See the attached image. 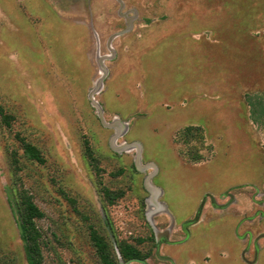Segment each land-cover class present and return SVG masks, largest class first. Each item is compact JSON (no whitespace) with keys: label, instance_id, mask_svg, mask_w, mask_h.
Here are the masks:
<instances>
[{"label":"rangeland","instance_id":"rangeland-1","mask_svg":"<svg viewBox=\"0 0 264 264\" xmlns=\"http://www.w3.org/2000/svg\"><path fill=\"white\" fill-rule=\"evenodd\" d=\"M24 200L38 264H103L93 229L119 264V242L169 264L165 201L250 234L244 263L235 219L200 224L179 264H264V0H0V264H29Z\"/></svg>","mask_w":264,"mask_h":264},{"label":"flooded vegetation","instance_id":"flooded-vegetation-1","mask_svg":"<svg viewBox=\"0 0 264 264\" xmlns=\"http://www.w3.org/2000/svg\"><path fill=\"white\" fill-rule=\"evenodd\" d=\"M158 196L156 197V203H158ZM155 203V204H156ZM164 205H158L157 209L166 212L168 214V218L170 219V224L167 226L165 230H159L153 221L150 220V224L152 226V229L154 231L153 237L155 238V248L158 252V248L160 249L159 253L161 255V259L164 262H167L169 264H179L177 258L175 257V254L173 253V250L177 247H184V246H189L195 238V233L194 230L197 229V227L200 224L204 225H217L219 222L220 216H228L232 220H234V225L233 228L235 229V239L240 242V244L245 245L244 249L242 251H239V259H243V262H247L246 256L249 255V253L252 251L251 245L249 246L248 243L250 242V234L245 230L243 234H241V229L244 227V224L246 223L243 216H241L237 212L233 211H226V210H220V213H212L208 215L207 217L205 216L206 214H209L207 212L205 214L204 206L203 207H198L195 212V216L191 217L192 215L188 216L187 218L178 221L177 217L175 214L170 210L168 203L165 201ZM234 214V215H233ZM236 214V215H235ZM178 224L179 228L182 231V237L176 240H171L170 238V233H171V228L175 225ZM205 234V232H203ZM206 235V234H205ZM129 243V242H127ZM131 244V243H129ZM133 245V244H132ZM164 251H163V247ZM249 246V247H248ZM253 251H254V256L253 259L249 262L250 264H255L258 260L259 256V251H260V246L259 244H254L253 245ZM142 257L140 258H132L129 260H121L123 264H129V263H139V264H148L149 258L151 257V253L143 254ZM209 258H208V257ZM187 264H211L212 263V256L209 251H206L201 255V257L197 258L193 253H189L187 256ZM220 258L221 261H224L227 258V254L224 250L220 252ZM160 259V260H161ZM199 259V263L196 262V260ZM256 261V262H255ZM255 262V263H253Z\"/></svg>","mask_w":264,"mask_h":264},{"label":"trees","instance_id":"trees-1","mask_svg":"<svg viewBox=\"0 0 264 264\" xmlns=\"http://www.w3.org/2000/svg\"><path fill=\"white\" fill-rule=\"evenodd\" d=\"M28 153L32 159L41 160L35 148L29 146ZM121 193L113 194L110 190H106V198L109 202L113 203ZM40 210L29 200L23 201V212L19 221V229L21 237L25 246L27 259L29 264H38L40 248L38 244L39 231L36 227L35 220L42 217ZM91 237L94 241L100 258L103 264H119L114 258L110 245L106 238L101 235L97 230L93 229ZM120 256L126 261L132 258L142 257V252L134 245L127 242H119Z\"/></svg>","mask_w":264,"mask_h":264},{"label":"bare ground","instance_id":"bare-ground-1","mask_svg":"<svg viewBox=\"0 0 264 264\" xmlns=\"http://www.w3.org/2000/svg\"><path fill=\"white\" fill-rule=\"evenodd\" d=\"M99 85V84H98ZM100 86V85H99ZM98 90V88L95 89V92ZM148 186L151 190H154V187L148 183ZM152 201V200H151ZM152 203L155 205V201L153 200Z\"/></svg>","mask_w":264,"mask_h":264},{"label":"water","instance_id":"water-1","mask_svg":"<svg viewBox=\"0 0 264 264\" xmlns=\"http://www.w3.org/2000/svg\"><path fill=\"white\" fill-rule=\"evenodd\" d=\"M260 238H264V234ZM255 262H253V263H255ZM120 264H123V262L120 261Z\"/></svg>","mask_w":264,"mask_h":264}]
</instances>
